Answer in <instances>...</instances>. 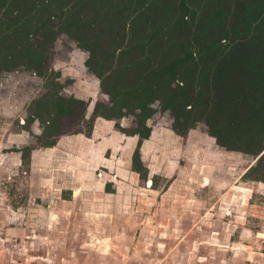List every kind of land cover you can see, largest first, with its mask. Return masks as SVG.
Here are the masks:
<instances>
[{
	"label": "trees",
	"instance_id": "1",
	"mask_svg": "<svg viewBox=\"0 0 264 264\" xmlns=\"http://www.w3.org/2000/svg\"><path fill=\"white\" fill-rule=\"evenodd\" d=\"M128 1L109 12L111 0H0V69L24 66L48 73V47L65 33L88 52L85 63L109 96L108 102L96 101L87 117L89 102L64 98L60 73L51 71L50 86L36 97L31 114L43 131L20 149L23 160L35 148L54 146L63 134L90 136L97 117L132 115L135 125L117 123L119 128L140 140L148 138V121L159 103L160 111L174 115L171 127L178 135L186 136L205 121L217 144L257 156L249 169L264 171V0H164L155 21L160 25L147 35L133 28L131 43L118 50L112 45L119 38L106 40L105 27L114 31L116 21H123ZM145 14L142 10L140 16ZM161 37L168 50L154 44ZM75 121L81 125L71 128ZM140 145L133 168L146 177Z\"/></svg>",
	"mask_w": 264,
	"mask_h": 264
},
{
	"label": "rangeland",
	"instance_id": "2",
	"mask_svg": "<svg viewBox=\"0 0 264 264\" xmlns=\"http://www.w3.org/2000/svg\"><path fill=\"white\" fill-rule=\"evenodd\" d=\"M125 2L127 0H111L109 12ZM164 3V0L128 1V10L121 13L123 21H116L114 31L105 27L106 40L119 38L112 45L119 50L131 43L129 37L133 28H138L139 35H147L153 25H160L155 21H159L158 14ZM142 10L148 14L143 18L140 16ZM134 21L139 24L133 25ZM123 33L127 34L125 40L121 38ZM193 36L190 34L189 39L193 40ZM164 40L158 38L154 44H158L160 50H168ZM48 52L51 58L46 74L24 66L0 69V264L34 263L31 262V232L35 229L38 212L32 208L41 203V199L31 191L40 185L31 169L32 152L23 160L20 149L34 142V136L43 131L40 120H31V114L35 110L36 97L50 86L49 73H60V94L64 98L73 95L89 102L87 117L96 101H109V96L101 89L99 77L85 63L88 52L80 48L75 39L60 33ZM156 105L159 110L148 123L160 129L170 127L174 115L168 110L160 111L159 103ZM127 117L132 125L133 116ZM70 125L77 128L81 124L75 121ZM179 139L180 150L169 156L172 161H165L169 165L167 175H152L151 179L158 187L178 190L180 197L175 198L180 199L181 207L189 199L186 204L195 211L186 216V223L191 224L194 218L195 226L188 230L189 241L178 245L176 251L179 252L165 259L163 264H264V171L249 169L257 156L230 151L217 144L208 133L205 121L197 122ZM46 167L52 171L59 168L49 163ZM51 186L52 182L48 187ZM54 187L59 188L58 185ZM180 214L183 218L182 211Z\"/></svg>",
	"mask_w": 264,
	"mask_h": 264
},
{
	"label": "crops",
	"instance_id": "3",
	"mask_svg": "<svg viewBox=\"0 0 264 264\" xmlns=\"http://www.w3.org/2000/svg\"><path fill=\"white\" fill-rule=\"evenodd\" d=\"M128 118L97 117L90 136L63 134L54 146L32 150L31 169L40 186L31 194L41 203L31 207L38 212L31 264H163L189 241L195 221L186 223L195 211L186 204L189 199L181 207L178 190L158 187L151 179L167 175L165 161H172L169 156L180 150L184 136L162 126L140 140L117 125L133 127ZM139 142L146 177L133 168ZM48 163L58 170H49Z\"/></svg>",
	"mask_w": 264,
	"mask_h": 264
}]
</instances>
